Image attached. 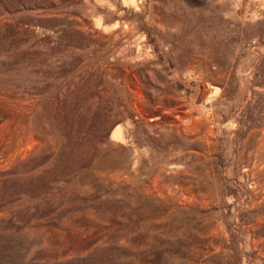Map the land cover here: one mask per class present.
Listing matches in <instances>:
<instances>
[{"label":"rangeland","instance_id":"374dc122","mask_svg":"<svg viewBox=\"0 0 264 264\" xmlns=\"http://www.w3.org/2000/svg\"><path fill=\"white\" fill-rule=\"evenodd\" d=\"M263 164L264 0H0V264H264Z\"/></svg>","mask_w":264,"mask_h":264},{"label":"bare ground","instance_id":"6f19581e","mask_svg":"<svg viewBox=\"0 0 264 264\" xmlns=\"http://www.w3.org/2000/svg\"><path fill=\"white\" fill-rule=\"evenodd\" d=\"M125 1H129V3L132 2V0H125ZM118 130H119V128H118ZM116 135H117V128H115V130L112 132V136H116ZM260 170H264V164L261 166Z\"/></svg>","mask_w":264,"mask_h":264}]
</instances>
